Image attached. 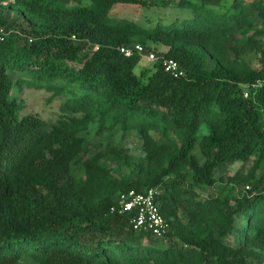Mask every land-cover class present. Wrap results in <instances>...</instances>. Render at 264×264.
<instances>
[{"label":"trees","instance_id":"trees-1","mask_svg":"<svg viewBox=\"0 0 264 264\" xmlns=\"http://www.w3.org/2000/svg\"><path fill=\"white\" fill-rule=\"evenodd\" d=\"M88 1V6L61 13L52 7L51 0H18L26 12L48 21L56 35H41L19 49L15 37L0 42V264H17L26 254L35 256L38 264H119L123 258L127 264H207L200 250L142 248L139 241L150 236L133 232L126 216L109 213L114 197L89 206L74 194L75 185L62 182L58 174L47 173L38 183L44 192L32 188L34 167L30 170L31 180L27 177L24 183L10 187L7 174L23 164L45 134L41 119L16 118V104L8 99L11 81L5 73L14 68L45 81L63 79L82 89L84 94L75 98L77 101L93 96L116 110L126 122L150 126L159 119L169 128L183 131L181 146L169 159L167 170L145 187L129 184L119 192L160 189L169 169L193 156L190 152L195 146L204 163L193 167L192 186L211 187L217 181L214 171L222 164L245 162L251 156H256L254 167L264 161V126L259 116L264 109V69L238 73L218 62L211 71L205 68L207 49L224 39L230 23L242 25L254 12L264 18V5L252 2L244 9L241 6L238 13L225 16L206 5L179 0L190 19L175 18L144 29L125 19L112 23L106 14L113 3L140 0ZM60 17L70 20L63 25L56 23ZM42 33L49 34L44 30ZM142 33L160 41L167 51L156 53L142 41L133 42V37ZM132 43L143 45L158 57L177 61L184 76L174 78L164 72L162 58L151 64L150 71L144 69L136 75L134 68L140 57L127 58L118 51L120 45ZM86 44L91 51H85ZM66 60L75 66L67 65ZM202 128L208 132L199 136ZM180 183H166L156 198L168 225L161 240L178 230L175 216L179 205L194 200L191 187L180 188ZM263 202L264 184L255 195L237 200L236 209L227 215L218 202L193 204L197 215L218 227L219 239L229 234L233 215L238 213L244 218L240 232L248 240L249 232L264 234V216L258 210ZM221 256L213 259L214 264H246L226 261Z\"/></svg>","mask_w":264,"mask_h":264},{"label":"rangeland","instance_id":"rangeland-1","mask_svg":"<svg viewBox=\"0 0 264 264\" xmlns=\"http://www.w3.org/2000/svg\"><path fill=\"white\" fill-rule=\"evenodd\" d=\"M225 16L236 14L250 3L264 5V0H223ZM52 7L73 11L88 6V0H51ZM18 0H0V37L4 42L7 37H15L16 49L32 44L35 40L56 34L49 22L24 10ZM112 23L125 19L144 29H152L157 23L167 24L175 20H188L189 12L179 6V0H140L137 3H113L107 11ZM232 14V15H233ZM68 17L59 18L56 23L67 24ZM230 29L222 38L207 49L205 68L211 71L218 62L225 69L238 73L259 72L264 69V18L256 12L248 15L242 25L230 23ZM42 30L49 34L42 33ZM31 40V41H30ZM141 41L156 53L167 51L160 41L150 39L147 33L136 35L133 42ZM74 41L73 44H76ZM85 51L91 46L84 45ZM67 65L74 64L65 61ZM151 69V64L144 60L134 68V73ZM150 71V70H149ZM5 75L11 81L8 97L16 104L17 119L37 117L44 121V137L30 151L23 164L7 174V184L15 187L30 179L32 167V188L44 192L38 184L45 175L58 174L64 183L75 185L74 194L89 205L96 206L112 199L117 192L129 184L145 187L146 183L159 176L169 167V159L181 146L183 131L169 128L162 120H155L150 126H137L135 122H126L116 110H110L100 99L87 96L84 101H77L83 95L75 84L63 79L50 81L35 78L32 74L17 69H9ZM141 81H146L142 79ZM93 95V94H91ZM264 126V109L259 111ZM137 123V122H136ZM208 132L202 128L201 136ZM71 137L75 139L72 140ZM186 161L169 169V174L159 185L160 189L170 181H180V188L191 187L194 200L179 205L175 216L178 230L170 238H142V248H182L202 251L207 264H214L213 259L221 254L226 261H239L246 264H264V234L249 232L246 240L240 232L244 218L238 213L233 215L232 229L219 239L218 227L201 218L195 212L193 202L214 201L219 203L225 215L233 213L236 201L251 197L262 189L264 184V161L254 167L256 156L247 161L222 164L214 171L217 179L211 187L192 186L191 175L195 165H202L204 158L197 146L190 152ZM29 174V175H28ZM222 179L218 181V179ZM29 180V181H30ZM264 216V202L258 208ZM200 212V211H199ZM181 235V236H180ZM189 235V236H188ZM194 235V236H193ZM182 237L185 242L182 243ZM141 252V250H137ZM119 264H127L126 259H119ZM17 264H38L33 255L22 256Z\"/></svg>","mask_w":264,"mask_h":264},{"label":"built area","instance_id":"built-area-1","mask_svg":"<svg viewBox=\"0 0 264 264\" xmlns=\"http://www.w3.org/2000/svg\"><path fill=\"white\" fill-rule=\"evenodd\" d=\"M0 40H3V38L0 37ZM118 51L127 58L137 55L141 61L144 60L147 64L155 63L158 58H162L139 43L120 45ZM162 68L164 72L174 78L184 76V71L179 63L173 59L162 58ZM243 97H248L246 88L243 91ZM159 192L160 189L158 187L139 191L129 189L118 192L109 207V213L117 216H126L130 229L135 233L146 234L150 238L162 239L168 231V225L156 201Z\"/></svg>","mask_w":264,"mask_h":264},{"label":"crops","instance_id":"crops-1","mask_svg":"<svg viewBox=\"0 0 264 264\" xmlns=\"http://www.w3.org/2000/svg\"><path fill=\"white\" fill-rule=\"evenodd\" d=\"M195 4H203L210 8H213L217 12H222L225 10V5L223 0H187ZM234 0H229V3H233ZM175 18H177L176 14H173Z\"/></svg>","mask_w":264,"mask_h":264}]
</instances>
